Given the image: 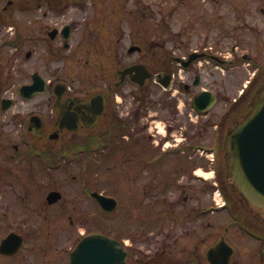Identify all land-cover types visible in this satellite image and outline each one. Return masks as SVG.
<instances>
[{"label":"flooded vegetation","instance_id":"af4514ba","mask_svg":"<svg viewBox=\"0 0 264 264\" xmlns=\"http://www.w3.org/2000/svg\"><path fill=\"white\" fill-rule=\"evenodd\" d=\"M89 3L0 0V121L13 122L27 136L10 144L15 156L27 142L28 156H76L86 142L90 153L105 155L109 170H123L124 228L134 216L132 205L140 225L138 234L126 230L120 239L125 264H211L210 249L221 239L232 248L228 264H264V217L232 191L225 171L226 136L264 81V31L248 23L251 8L240 0H172L171 13L184 11L171 24L170 38L162 39L146 38L141 7L93 0L106 7L87 13ZM226 4L232 5L228 14ZM127 18L132 35L123 28ZM23 86L37 92L24 99ZM18 104L26 109L14 111ZM7 148L0 143V151ZM52 171L58 170L43 174ZM62 186L38 200L40 214L21 220L48 222L50 216L59 223L67 206L76 213V200L66 206ZM52 191L61 198L49 203ZM222 212L228 225L214 230L211 243ZM54 228L24 232L9 225L0 233V264H20L25 250L38 255L32 264L60 255L65 248L60 252L56 241L64 236ZM11 234L21 240L10 239L3 254ZM229 236L261 246L240 248ZM150 238L153 247H141Z\"/></svg>","mask_w":264,"mask_h":264},{"label":"rangeland","instance_id":"374dc122","mask_svg":"<svg viewBox=\"0 0 264 264\" xmlns=\"http://www.w3.org/2000/svg\"><path fill=\"white\" fill-rule=\"evenodd\" d=\"M123 1L127 9H137V7H141V10L146 13L144 21L146 23V38L161 37L162 39H169L171 24L178 23L184 11L181 7L178 9L177 14L171 13L172 0H141L139 4H136L137 0H122V2ZM92 2L93 0H91V3ZM240 2H246L245 6L251 8L248 23L256 26V28L262 27L263 32L264 14L261 13V10L264 11V0H240ZM91 3L88 4L87 13L92 12L91 7H93L94 12L100 7H106L105 4ZM230 6L232 5L226 4L227 14ZM240 17L243 18V16ZM132 23V18H127L125 21L123 28L126 34H133ZM190 24L192 23L190 22ZM19 103L24 102L19 101ZM24 109L26 108L23 104H18L14 107V111ZM10 114L11 112L8 113V116ZM16 126L17 125L13 122H7L4 121V119L0 121V136L2 137L0 143L2 146L9 147L6 150L0 151L1 234L8 231L9 225L13 228L17 227L24 232H31L34 229L41 230L45 227H51V229L53 227L57 228L58 225V230L62 232L61 236H64V242L58 240L56 244L59 242L58 249H60V252L63 250V247L65 250L62 251L60 255L53 253L54 255L49 254L47 256H42L44 258L40 259V264H67L69 247H73L76 244L80 235L82 236L90 232H101L120 240L125 236L124 231L126 230H129L132 234L134 233V235L138 234L137 231L140 225L137 218L138 207L136 205L128 207L130 213H133L134 216L131 218L128 228H124L126 220L124 213L127 207L124 205L125 202H123V191L125 187L122 174L124 173L123 170H109L107 168V159L105 155H94L93 152L90 153V151H82L78 161L73 160V156L70 157L72 159L71 161H68V159L64 157L62 163L57 162V164L47 168L48 165L45 164V160L43 161L41 154L28 156V142L24 146L26 151L19 156H15L14 150L11 148L10 144H22L21 142H23V140L21 138L25 136L21 130H16ZM25 137L27 138V136ZM84 144H86V142L81 143L82 146ZM43 170L58 171H52L50 174H43ZM72 177H75V179H72ZM63 180L64 182L62 183ZM58 183L63 185L62 190L66 199V206L68 204L72 205L71 201L76 200V213L72 212L71 206H67L66 216L62 220L59 219V223H56L54 218H50V216L48 222L39 221V217H34L31 221L21 220L24 214H40V212L38 213V203H40L38 200L43 198L47 191ZM85 183H87L91 189L116 198L118 207L115 212L112 214H105L92 200L85 197L82 191L81 194H79V188H82V185ZM76 192L78 195H76ZM22 200H24V202H21ZM218 200L219 197H217L215 201L217 202ZM14 212H16V216H14L16 222L10 224L9 218L15 215ZM70 218L75 220V222L70 221ZM211 218V221H213L214 218ZM229 219L226 212H222L219 216H216V222L223 221V223L211 229V243L216 238L214 230H219V232L223 230V226L228 225ZM64 227H66V229H64ZM232 229L235 230L233 227ZM229 237L230 240L240 248L252 245L261 246L260 243L255 241L253 244L252 242L249 244V239H245L243 236L233 237V239L231 236ZM153 242L154 239L150 238L147 240V243L141 247L151 249V247H153ZM22 254L25 258H19L18 262H21L20 264H32L35 259H38V255L34 251L25 250ZM48 258L49 260L51 258V260L49 261Z\"/></svg>","mask_w":264,"mask_h":264},{"label":"water","instance_id":"95a60500","mask_svg":"<svg viewBox=\"0 0 264 264\" xmlns=\"http://www.w3.org/2000/svg\"><path fill=\"white\" fill-rule=\"evenodd\" d=\"M225 148V171L232 191L264 217V82L254 94L249 112L227 134ZM93 196L106 211L117 206L112 198L96 193ZM231 254V247L221 240L210 249V263L228 264ZM125 258L118 241L93 233L85 236L72 251L70 264H124Z\"/></svg>","mask_w":264,"mask_h":264}]
</instances>
